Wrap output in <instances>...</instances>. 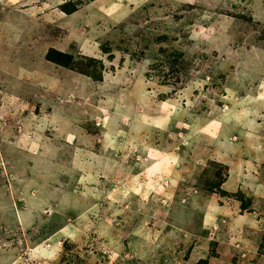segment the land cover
<instances>
[{"label": "rangeland", "instance_id": "rangeland-1", "mask_svg": "<svg viewBox=\"0 0 264 264\" xmlns=\"http://www.w3.org/2000/svg\"><path fill=\"white\" fill-rule=\"evenodd\" d=\"M10 263L264 264V0H0Z\"/></svg>", "mask_w": 264, "mask_h": 264}, {"label": "trees", "instance_id": "trees-1", "mask_svg": "<svg viewBox=\"0 0 264 264\" xmlns=\"http://www.w3.org/2000/svg\"><path fill=\"white\" fill-rule=\"evenodd\" d=\"M58 55H63V54H61V53H58Z\"/></svg>", "mask_w": 264, "mask_h": 264}, {"label": "bare ground", "instance_id": "bare-ground-1", "mask_svg": "<svg viewBox=\"0 0 264 264\" xmlns=\"http://www.w3.org/2000/svg\"><path fill=\"white\" fill-rule=\"evenodd\" d=\"M106 135V134H105ZM111 137V136H110ZM105 138V137H104ZM112 138V137H111ZM11 264V263H10ZM14 264V263H13Z\"/></svg>", "mask_w": 264, "mask_h": 264}]
</instances>
